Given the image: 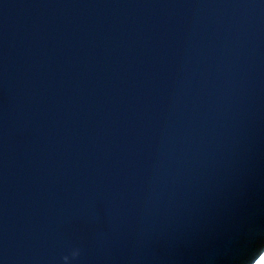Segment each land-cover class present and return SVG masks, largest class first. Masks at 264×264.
Segmentation results:
<instances>
[{
  "label": "water",
  "instance_id": "obj_1",
  "mask_svg": "<svg viewBox=\"0 0 264 264\" xmlns=\"http://www.w3.org/2000/svg\"><path fill=\"white\" fill-rule=\"evenodd\" d=\"M263 250L264 0H0V264Z\"/></svg>",
  "mask_w": 264,
  "mask_h": 264
},
{
  "label": "trees",
  "instance_id": "obj_2",
  "mask_svg": "<svg viewBox=\"0 0 264 264\" xmlns=\"http://www.w3.org/2000/svg\"><path fill=\"white\" fill-rule=\"evenodd\" d=\"M253 264H264V252Z\"/></svg>",
  "mask_w": 264,
  "mask_h": 264
},
{
  "label": "clouds",
  "instance_id": "obj_3",
  "mask_svg": "<svg viewBox=\"0 0 264 264\" xmlns=\"http://www.w3.org/2000/svg\"><path fill=\"white\" fill-rule=\"evenodd\" d=\"M263 252H264V250L262 251V253H263ZM262 253H261V254H262ZM76 254H77V253H76L75 251H73L72 255L75 256ZM261 254H260V256H261ZM260 256H259V257H260ZM259 257H258V258H259ZM258 258H257V259H258ZM64 259L67 260L68 257L65 256ZM257 259H256V260H257ZM256 260H255V261H256ZM255 261H254V262H255ZM254 262H253V263H254ZM253 263H252V264H253Z\"/></svg>",
  "mask_w": 264,
  "mask_h": 264
}]
</instances>
